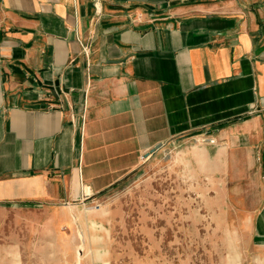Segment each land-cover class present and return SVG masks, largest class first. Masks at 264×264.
I'll return each instance as SVG.
<instances>
[{
    "label": "crops",
    "instance_id": "crops-1",
    "mask_svg": "<svg viewBox=\"0 0 264 264\" xmlns=\"http://www.w3.org/2000/svg\"><path fill=\"white\" fill-rule=\"evenodd\" d=\"M198 139L264 237V0H0V205L94 202Z\"/></svg>",
    "mask_w": 264,
    "mask_h": 264
},
{
    "label": "rangeland",
    "instance_id": "rangeland-1",
    "mask_svg": "<svg viewBox=\"0 0 264 264\" xmlns=\"http://www.w3.org/2000/svg\"><path fill=\"white\" fill-rule=\"evenodd\" d=\"M203 143L214 140L152 149L94 202L0 205V264H264V237L242 212L253 191Z\"/></svg>",
    "mask_w": 264,
    "mask_h": 264
},
{
    "label": "bare ground",
    "instance_id": "bare-ground-1",
    "mask_svg": "<svg viewBox=\"0 0 264 264\" xmlns=\"http://www.w3.org/2000/svg\"><path fill=\"white\" fill-rule=\"evenodd\" d=\"M103 213L101 212L100 215H102Z\"/></svg>",
    "mask_w": 264,
    "mask_h": 264
},
{
    "label": "water",
    "instance_id": "water-1",
    "mask_svg": "<svg viewBox=\"0 0 264 264\" xmlns=\"http://www.w3.org/2000/svg\"><path fill=\"white\" fill-rule=\"evenodd\" d=\"M152 151H154V149Z\"/></svg>",
    "mask_w": 264,
    "mask_h": 264
}]
</instances>
